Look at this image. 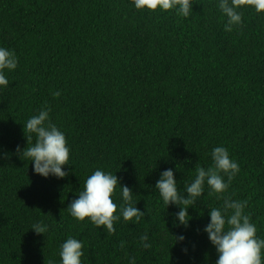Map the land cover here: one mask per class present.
Returning <instances> with one entry per match:
<instances>
[{
	"label": "trees",
	"instance_id": "1",
	"mask_svg": "<svg viewBox=\"0 0 264 264\" xmlns=\"http://www.w3.org/2000/svg\"><path fill=\"white\" fill-rule=\"evenodd\" d=\"M195 3L186 19L131 0H0V46L18 58L0 89V264H60L69 236L83 242V264H215L203 228L223 198L205 185L195 205H181L185 227L155 184L171 168L182 190L218 146L240 169L224 195L247 201L264 238V13L245 7L226 31L219 0ZM45 107L70 148L63 179L35 174L16 151ZM96 169L132 190L139 222L121 217L108 233L69 214ZM113 200L119 211V185ZM41 222L44 235L31 229Z\"/></svg>",
	"mask_w": 264,
	"mask_h": 264
},
{
	"label": "clouds",
	"instance_id": "2",
	"mask_svg": "<svg viewBox=\"0 0 264 264\" xmlns=\"http://www.w3.org/2000/svg\"><path fill=\"white\" fill-rule=\"evenodd\" d=\"M131 3L140 11H174L186 19L190 17L193 5L196 4L195 0H131ZM218 6L227 17L226 31L242 24L240 10L245 7L254 8L257 13H264V0H219ZM17 66L18 58L15 52L0 46V89L9 86L8 73L16 70ZM50 111V108H42L26 121L23 125L24 132L26 129L31 135L26 136L27 146L23 149L17 146L16 151L21 160L32 163L35 174L44 178L52 176L63 179L69 174L64 170V166L71 165L70 148L65 134L50 119ZM33 136L34 142L29 146ZM211 159L212 166L198 167L194 180L185 184L182 190L178 188V181L171 168L160 173L155 189L165 205H176L179 208L174 214L173 224L188 227L192 219L188 211L190 207L184 208L181 205H195L205 194L207 185L209 195L215 193L217 198H223L222 207L209 209L210 220L203 228L216 250L218 258L215 264H264V238L257 235L256 225L245 213L247 201L233 200L224 195L232 179L239 173V164L231 158L224 146L213 148ZM118 185L125 202L119 207V211L113 200ZM133 194L129 187L120 183L116 174L96 169L86 178L83 190L79 192L78 198L71 201L67 210L78 222L87 219L98 229L103 226V230L112 233L115 231L114 223L121 217L125 221L139 222L144 215V211L136 207L137 203H132ZM31 229L36 234L44 235L48 226L41 222L33 224ZM175 239L177 243H183L186 237L178 235ZM140 240L144 247H150V244L146 243V235L141 236ZM83 247L81 240L69 236L60 245V264H83ZM131 264H135V261Z\"/></svg>",
	"mask_w": 264,
	"mask_h": 264
}]
</instances>
